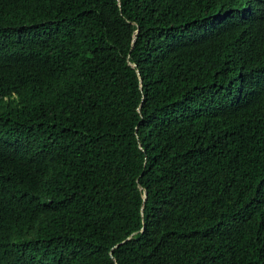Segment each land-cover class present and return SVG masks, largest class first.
I'll use <instances>...</instances> for the list:
<instances>
[{
	"label": "trees",
	"instance_id": "trees-1",
	"mask_svg": "<svg viewBox=\"0 0 264 264\" xmlns=\"http://www.w3.org/2000/svg\"><path fill=\"white\" fill-rule=\"evenodd\" d=\"M0 264H264V0H0Z\"/></svg>",
	"mask_w": 264,
	"mask_h": 264
},
{
	"label": "water",
	"instance_id": "water-1",
	"mask_svg": "<svg viewBox=\"0 0 264 264\" xmlns=\"http://www.w3.org/2000/svg\"><path fill=\"white\" fill-rule=\"evenodd\" d=\"M144 198L146 197V192L144 191V194H143Z\"/></svg>",
	"mask_w": 264,
	"mask_h": 264
}]
</instances>
